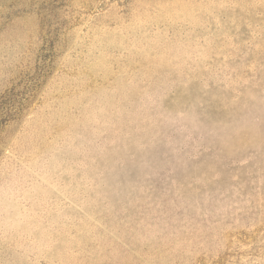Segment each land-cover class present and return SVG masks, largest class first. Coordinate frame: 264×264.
Segmentation results:
<instances>
[{
	"label": "rangeland",
	"instance_id": "1",
	"mask_svg": "<svg viewBox=\"0 0 264 264\" xmlns=\"http://www.w3.org/2000/svg\"><path fill=\"white\" fill-rule=\"evenodd\" d=\"M0 0V264H264V0Z\"/></svg>",
	"mask_w": 264,
	"mask_h": 264
},
{
	"label": "trees",
	"instance_id": "2",
	"mask_svg": "<svg viewBox=\"0 0 264 264\" xmlns=\"http://www.w3.org/2000/svg\"><path fill=\"white\" fill-rule=\"evenodd\" d=\"M60 3H61V4L59 5L60 8L65 7V5L68 6L67 4L64 3V0H60Z\"/></svg>",
	"mask_w": 264,
	"mask_h": 264
}]
</instances>
